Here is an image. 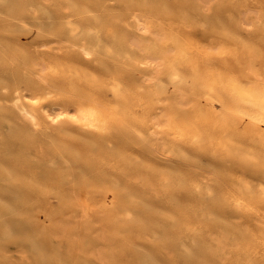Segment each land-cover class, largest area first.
Segmentation results:
<instances>
[{"label": "bare ground", "instance_id": "6f19581e", "mask_svg": "<svg viewBox=\"0 0 264 264\" xmlns=\"http://www.w3.org/2000/svg\"><path fill=\"white\" fill-rule=\"evenodd\" d=\"M262 11L0 0V261L262 264L264 202L242 187L261 182L243 158L264 144L219 103L250 109L264 87V31L241 26ZM90 107L94 126L48 119ZM173 111L176 130L161 123Z\"/></svg>", "mask_w": 264, "mask_h": 264}, {"label": "snow or ice", "instance_id": "6c2138e0", "mask_svg": "<svg viewBox=\"0 0 264 264\" xmlns=\"http://www.w3.org/2000/svg\"><path fill=\"white\" fill-rule=\"evenodd\" d=\"M241 26L248 31H252L254 28H259L261 31H264V11H262L257 19H243L241 22ZM147 31V29H145ZM84 55L91 58L92 52L87 49L81 50ZM109 51H111L109 49ZM152 67L156 72L162 70L163 65L160 62L147 65ZM48 71H52V69H48ZM174 71V70H173ZM177 82H180V77H173ZM235 94V93H234ZM250 99L246 101V103L251 105L250 109H239L235 107H229L227 102L224 100H220L221 112L225 113L228 120L230 122H238L241 119H246L248 122V126L250 129L255 130L258 129V135L260 137V141L264 144V87L260 89L258 93L249 94ZM32 104H40V99H33L30 101ZM181 108L194 107V102L189 103L188 99H181L179 101ZM96 118V111L94 107H90L87 110L81 109L75 114H69L68 112H62L61 114H53L49 116L48 119L54 125H60L62 122H73L76 124L84 125V126H94L92 121ZM182 112L173 111L167 117H165L164 121L161 123H165L167 127L176 130V126L184 123ZM38 127V125H37ZM183 138V137H181ZM199 138L195 142H198ZM245 163L252 169L258 170L261 175V182L259 184L250 183L244 184L242 190L249 195L259 198L262 202H264V147L261 148L259 156L255 153H249L244 158ZM236 204L243 206V202L240 200H236ZM0 264H9L8 261H0ZM47 264V262H45ZM264 264V262H262Z\"/></svg>", "mask_w": 264, "mask_h": 264}, {"label": "rangeland", "instance_id": "374dc122", "mask_svg": "<svg viewBox=\"0 0 264 264\" xmlns=\"http://www.w3.org/2000/svg\"><path fill=\"white\" fill-rule=\"evenodd\" d=\"M33 35H34V31L33 32H29V33H27V34H22V36H23V38H22V36H21V38H22V40L23 41H30V40H32V37H33ZM41 221H40V223H39V221H38V225H40L41 224V222H43V216L41 217ZM16 246H12V248H11V250L13 251V252H16L17 253V247L15 248Z\"/></svg>", "mask_w": 264, "mask_h": 264}]
</instances>
